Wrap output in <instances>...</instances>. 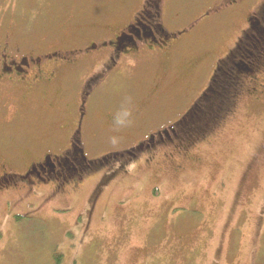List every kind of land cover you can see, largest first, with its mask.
I'll return each instance as SVG.
<instances>
[{
  "label": "rangeland",
  "instance_id": "1",
  "mask_svg": "<svg viewBox=\"0 0 264 264\" xmlns=\"http://www.w3.org/2000/svg\"><path fill=\"white\" fill-rule=\"evenodd\" d=\"M144 2L0 0V38L6 33L14 39L29 35L30 44L49 50L82 40L102 42L123 30ZM216 3L220 0H163L166 29L191 23L176 39L181 42L178 54L165 57L163 65L138 58L134 66L96 88L89 118L93 126L85 137L89 159L129 150L150 130L177 120L208 85L216 61L233 47L247 27L245 17L262 1L246 0L231 13L221 6L210 11ZM206 11L210 14L192 23ZM31 30L36 31L27 33ZM255 45L264 47L263 42ZM236 61L244 81L250 72ZM92 68L67 78L65 93L58 97L62 103L50 96L53 109L62 104L52 112L64 117L67 105L79 102L83 81L96 72V66ZM219 75L218 82L225 77V83L226 76ZM18 98L0 88V152L12 170L22 173L24 161L16 156L46 149L26 144L40 127L38 117L47 119L48 114L38 113L34 99ZM238 104L222 130L188 154L194 160L186 156L172 163L164 154L168 150H157L151 158L143 151L123 169L119 167L126 164L124 158L106 165L98 161L81 189L77 193L69 189L65 197L45 199L52 190L32 194L19 189L6 196L13 201L8 210L0 197V264H264V97L257 102L242 98ZM96 113L105 121H125L106 129ZM112 173L116 175L89 224L88 195Z\"/></svg>",
  "mask_w": 264,
  "mask_h": 264
},
{
  "label": "flooded vegetation",
  "instance_id": "2",
  "mask_svg": "<svg viewBox=\"0 0 264 264\" xmlns=\"http://www.w3.org/2000/svg\"><path fill=\"white\" fill-rule=\"evenodd\" d=\"M245 1L220 0V3L210 7V11L217 10L221 6L231 13L232 9H241ZM261 1L259 7L245 17L247 27L243 28L242 35L228 50L229 52L216 61L217 64L208 85L197 98L192 102L189 101L187 108L177 120L158 130H150L146 138L133 149L130 148L132 151L113 152L118 154L115 156H108V154L97 159H89L85 154V137L93 126L89 124V118L93 116L92 106L96 88L108 78L119 75L124 68L134 66L132 62L138 58L145 59L146 62L156 61L159 65H163L162 62L166 61L165 57L172 59L178 54L179 46L177 45L181 44L176 39L179 35L188 32L191 23L170 31L162 23L166 14V10L162 7L163 0H145L123 30L114 32V35L108 37L109 39H103L102 42L82 40L67 48L49 50L40 45H32L21 38L14 39L8 33L4 34L5 37L0 38V88L6 89L11 96L19 95V98L25 102L34 99L38 102V113L48 114L47 119L41 120L38 117L42 127H39L34 133L35 136L26 144L35 148L44 146L46 149L35 155L24 151L16 156L19 157L20 163L24 161L22 168L25 169L22 173L12 170L8 158L0 152V197H4L3 201L8 205L6 210L13 202L6 196L19 189L32 194H35L37 190L41 192L52 190V194H48L45 199H51L54 196L65 197L69 189L77 193L87 179V175L93 171V165H96L98 161L106 165L113 158H124L125 163L129 165L141 152H149L148 155L151 158L157 150H168L164 154L167 158L170 157L169 160L172 163L175 159H184L186 156L194 160L196 157L188 154L198 146V143L204 142L209 136H215L222 130L227 119L235 116L236 108L239 107L238 103L242 98L257 102L264 97V47L258 48L257 44L255 45L257 41L264 43V0ZM210 11L199 14L191 22L196 23L200 16L204 17ZM25 44L30 45L28 47L24 46ZM103 46H109V51L98 50ZM236 59L241 60L240 63L245 64L246 70L250 72L245 73L248 78L244 81L239 78L241 73L238 72ZM224 65L227 70L236 74L232 83L225 82L232 87L230 96L224 97L228 100L224 101L222 97L217 103L218 106H215L214 92L219 89L215 86H222L218 82L217 78L220 75L217 72ZM93 66H96V72L91 73L83 81V86L78 92L79 102L69 103L64 117L59 112H52L60 110L62 104L53 109L52 102L49 101L50 96L53 95V102L61 101L62 103V99L59 98L65 93L63 84L67 78L82 75L86 69ZM67 117L70 122H63ZM95 117L104 120L103 115L96 113ZM121 119L110 120L112 122L108 119V121L104 120L103 127L107 125L106 129L116 128L124 124L125 120ZM47 130L52 132L49 133ZM178 139H180L179 142H177ZM26 145L24 148L27 147ZM57 145L63 147L58 151H52ZM69 165L72 166L71 169ZM180 167L177 165V168ZM115 175L112 173L106 178H101L88 195V202L92 208L89 224L98 210L97 206L103 192ZM38 196L42 198L43 194ZM42 203H45L44 200ZM9 211L12 212L10 209Z\"/></svg>",
  "mask_w": 264,
  "mask_h": 264
},
{
  "label": "trees",
  "instance_id": "3",
  "mask_svg": "<svg viewBox=\"0 0 264 264\" xmlns=\"http://www.w3.org/2000/svg\"><path fill=\"white\" fill-rule=\"evenodd\" d=\"M22 31H24V30H22ZM36 30H31V31H29V32H27V33H31V32H35ZM19 33H21V35H23V34H27V33H25V32H19ZM19 38H21L23 41H25V42H28L29 41V43H31V40L30 39H32L29 35L27 36V37H25V36H19ZM221 66V65H220ZM219 72H221L222 73V75L223 76H226V82H230L229 81V79L231 78V77H234V75H232V72L230 71V70H227V67H226V65H224L223 66V68L222 69H219L218 70V74H219ZM224 78L225 77H223V80L221 79V82H219V83H221L222 84V86L220 85V86H215V88H219V89H217L215 92H214V94H215V96H214V105L215 106H218L217 105V103H216V99H221L222 97H224L226 94H228V93H230V91L232 90V87L231 86H228V84L227 83H225L224 84ZM232 83V82H231ZM223 85H224V89H226V90H224L223 89ZM214 87V86H213ZM222 94V95H221ZM216 96H219V97H216ZM216 97V98H215ZM209 110V109H208ZM133 149V148H132ZM132 149H129V150H131L132 151ZM129 150H127V151H129ZM130 151V152H131ZM121 152H124V151H121ZM115 154H118V153H110L108 156H111V155H114L115 156ZM130 157L128 156V159H129ZM92 162L94 163V160H92ZM94 166V165H93ZM127 167V164L126 165H122L121 167H120V169H123V168H126Z\"/></svg>",
  "mask_w": 264,
  "mask_h": 264
}]
</instances>
